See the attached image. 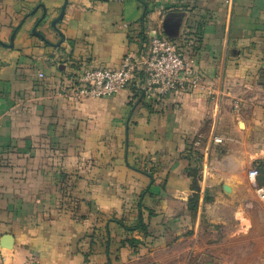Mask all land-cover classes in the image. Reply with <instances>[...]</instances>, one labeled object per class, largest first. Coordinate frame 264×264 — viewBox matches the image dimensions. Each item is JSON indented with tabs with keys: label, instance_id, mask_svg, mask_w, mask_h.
<instances>
[{
	"label": "crops",
	"instance_id": "obj_1",
	"mask_svg": "<svg viewBox=\"0 0 264 264\" xmlns=\"http://www.w3.org/2000/svg\"><path fill=\"white\" fill-rule=\"evenodd\" d=\"M65 2L0 0V264H264V0ZM154 34L200 88L71 96Z\"/></svg>",
	"mask_w": 264,
	"mask_h": 264
},
{
	"label": "built area",
	"instance_id": "obj_2",
	"mask_svg": "<svg viewBox=\"0 0 264 264\" xmlns=\"http://www.w3.org/2000/svg\"><path fill=\"white\" fill-rule=\"evenodd\" d=\"M192 55L193 52L177 42L154 34L144 55L126 57L118 69L84 70L73 83L71 96L75 100H98L137 88L148 98L159 99L172 93L196 90L201 87L203 77L193 69ZM214 142L221 144L222 139L215 138ZM196 145L199 146L200 141ZM257 176L256 170L249 173L252 181ZM257 193L264 200V190L258 189Z\"/></svg>",
	"mask_w": 264,
	"mask_h": 264
},
{
	"label": "water",
	"instance_id": "obj_3",
	"mask_svg": "<svg viewBox=\"0 0 264 264\" xmlns=\"http://www.w3.org/2000/svg\"><path fill=\"white\" fill-rule=\"evenodd\" d=\"M66 7H67V0H66V2H65L64 6L62 7L61 14H60L59 17L56 18V19L52 22V24H51L52 27H53L56 31H58V32H59V30L57 29V25L63 20ZM44 17H45V16H44ZM178 25H179L178 23H175V22L173 23V22H172V18H171V17H167V18H166L165 23H164V29H165V31L167 32V34H168L169 37H174V36H176ZM16 32H17V30L14 31V33H13V35H12V38H11V41L14 40L15 35H16ZM33 33H34L35 35L39 36V34L36 32V28L33 29ZM144 95H145V93L143 92V96H142V98L144 97ZM226 189H227V188H226ZM8 240H9V239H8Z\"/></svg>",
	"mask_w": 264,
	"mask_h": 264
},
{
	"label": "trees",
	"instance_id": "obj_4",
	"mask_svg": "<svg viewBox=\"0 0 264 264\" xmlns=\"http://www.w3.org/2000/svg\"><path fill=\"white\" fill-rule=\"evenodd\" d=\"M168 39V38H167ZM169 40L170 41H173V42H176V39H174V38H169ZM133 92H134V97L135 98H140L141 97V95H142V91L141 90H138L137 88H134L133 89ZM257 165H258V167H260V168H263L264 169V161L263 162H259V163H257ZM200 166V165H199ZM139 170H141V172H143V173H145V174H147V171L146 170H144L142 167L139 169ZM199 172V169H198V167H196V169H194L193 170V175L194 176H197V173ZM149 176H151L152 177V175H149ZM194 191L196 192V194H195V196L191 199V201H190V206H191V208L193 209V210H195L196 208H197V205H198V202H199V189H198V187L197 186H195L194 187Z\"/></svg>",
	"mask_w": 264,
	"mask_h": 264
}]
</instances>
